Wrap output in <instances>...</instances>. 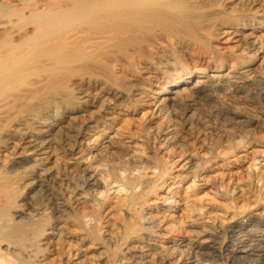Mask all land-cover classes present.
Here are the masks:
<instances>
[{
  "label": "bare ground",
  "instance_id": "bare-ground-1",
  "mask_svg": "<svg viewBox=\"0 0 264 264\" xmlns=\"http://www.w3.org/2000/svg\"><path fill=\"white\" fill-rule=\"evenodd\" d=\"M111 1H132V4L125 9L124 15L132 18L133 24L118 34L141 36L149 40L152 33L153 37L155 36L154 33L159 27L167 26L174 33L177 42H182V36L192 38L199 43L198 46L201 45V49L214 55L216 67L213 73H209L208 76L198 74L200 76L192 82L188 80L192 79L188 74L187 79L176 82L174 86L166 83L159 92L160 96L158 95L159 98L154 104L157 115L164 114L165 117L175 115L178 119L169 118L164 125L154 121L155 123H151L148 127L147 133L149 137L154 135L153 139L158 141L156 146L166 150V153H172L170 151L174 147L183 145L185 140L180 136L183 130L192 133L193 136L202 133V125L205 122L199 125L201 120L196 118L193 112L194 105L198 102L195 101L196 96L204 94L203 97H205L206 94L215 97L219 90L228 91L234 87H244L254 79L264 80V0H0V64L5 65L6 70L30 52L48 51L56 57L55 60H47L48 64L53 67L64 66L70 61L71 53L80 46L95 49L105 43L108 37H96L93 39L94 42L89 43L90 41L82 38L80 31L73 30L58 36H48V34L64 20L65 16L74 11L95 3ZM48 14L52 17L44 20ZM225 42L233 45L232 49L229 47L230 50L226 47V50L224 49L230 51L229 56L226 55L227 52H222L223 48L220 47V43ZM180 59L173 54L166 58L162 57L159 63L176 65ZM230 61L233 62L230 70L227 73L223 72ZM53 70L58 72L56 69ZM108 84L99 81L67 84L52 73V76L40 78L34 88L28 91L26 89L25 97L21 95L25 92L22 90L13 99H4L0 96V116L5 117L20 106L19 120L5 129L4 139L0 141V264H49L47 256L51 253L59 256L66 255L65 258L63 257L65 261L63 264L70 262L71 264L206 263L202 255L199 258V250L204 242H197L195 239H188L186 243H178L176 240L160 242L151 234H140L141 230H148L154 225L151 221L149 227L140 229L142 226L140 222L152 219V216L150 220L146 217V198L154 195L157 206L160 204L167 207L173 202H168L171 196L159 192L158 185L150 187L149 183H145L147 181L137 182V179L132 178L134 171L145 169H160L161 178L171 170L169 165H177L191 173L198 172L202 167L203 157H198L199 154L192 155V151L188 154L186 153L188 148H182L185 152L182 151L179 155L167 154L170 161L167 159L155 162L151 159L153 156L137 155L136 147L132 145L133 147L130 146L124 150L126 152L122 154L123 156H119L122 164H116L113 158L114 153L122 151L125 146L120 148L118 142L116 143L113 137L109 136L108 130L112 129L113 124L121 117L125 119V116L131 114V106L126 102L127 95L123 91ZM142 88L144 87L134 89L133 95L143 97L145 90ZM221 94L223 96V92ZM101 141L103 142L99 147ZM191 141L188 142L191 143ZM67 152H72L75 156L79 155L80 158L74 164L77 166L76 170L75 168L73 171L67 169L68 172H72V180L75 179L70 186H67V182L71 180L70 177L61 171L62 168H59L58 162L61 160L58 162L54 160V153ZM84 152L87 154H83ZM6 154L15 157L11 163L9 162L10 164H8L9 158L4 159L7 157ZM123 172L128 174L124 175ZM104 176L112 179L108 186L114 185L113 187H117L119 193L123 195L120 198V202L123 203H120L121 205L130 209H136V205H140V211H136L140 221L128 224L126 233L122 237H118L119 232L114 233L115 230L112 232L109 230L110 233H104L103 236L95 233L96 227L93 229L92 217L88 214L90 210L87 213H79L74 208L77 202L87 200L84 192L79 188L82 186L81 177L84 178L83 183H88L90 189L91 185L97 186L101 182L100 178ZM67 187L70 188V192L67 191ZM93 191L95 192L94 189ZM195 204L189 203L186 210L189 213L192 212V218L198 222L199 218L196 213L194 214V209H197ZM184 206L187 205L184 204ZM258 220L260 219L257 218ZM262 223L264 226V217ZM166 228L168 229L167 226ZM207 231L208 227L204 224V227L198 226L193 232L200 235ZM254 233L250 229L240 236L233 251L241 258L254 253L258 259L252 264H264V237L257 238ZM69 239L76 241L77 248L69 244ZM92 239L96 240V243L90 241ZM119 241V249L110 254L107 246H117ZM193 252L194 256L190 257ZM74 261L77 262L74 263ZM222 262L223 260L221 264Z\"/></svg>",
  "mask_w": 264,
  "mask_h": 264
},
{
  "label": "rangeland",
  "instance_id": "rangeland-1",
  "mask_svg": "<svg viewBox=\"0 0 264 264\" xmlns=\"http://www.w3.org/2000/svg\"><path fill=\"white\" fill-rule=\"evenodd\" d=\"M131 4L132 1L95 3L94 5L78 9L77 11H74V13L65 16L64 20L59 23V25L48 34V36H58L60 34L75 30L80 31L82 33V38L86 41H90L89 43L94 42L93 39L96 37L107 36L108 39L105 42L106 45H104L105 43H102L95 49H89L80 46L71 53L70 61L67 62V64H64V66L56 65L53 67L51 64H48L46 62L47 60H55L56 58L48 51L30 52V54L25 56V58L6 70L5 65L3 66V64H0V96L4 99H13L15 96H17V94L19 95L21 90L25 91L27 89L26 91H28L29 89L34 88L35 83L40 78H44L46 76L48 77L50 75L52 76V73L67 84H72L75 82L81 83L85 81H99L100 83L105 84L110 83L108 85H114L113 87L116 89L119 88V90L123 91L127 95L125 99L126 102L131 106V114H129L127 117L125 116V119L121 117L122 119L120 118L117 120L113 124L112 129L108 130L109 136L113 137V140L116 143L118 142L117 144L120 146V148L125 146V149L122 148L123 150L120 151L121 153H114L115 155L113 158L116 160V164H122L120 163L121 161L119 156H123L122 154H125L126 152H124V150L130 146L136 147L138 152L135 149L134 150L136 151L137 155H141L143 157L153 156L151 159L155 162L158 160H167L168 155H179L182 153V151L185 152L183 149L186 148H188L186 149L187 151L192 148L188 152L186 151V153L191 154L190 151H192V155L199 154L198 157H203V163L202 167L199 169L200 171H198L199 173L188 172L189 170L182 169L177 165H169V167H171V170L168 172L169 174L166 173L161 178L160 169L134 171L132 175L134 180L137 179V182L147 181L145 183H149L148 186L150 187L158 185L159 192L166 196H171L168 202H173V204L171 203L167 207L163 205L161 206L160 204L157 206L156 204L158 203L154 195H150L148 198H146V217H149L150 220V217L152 216V219L147 222H140V225H142L140 229L149 227V223H152L151 221H153L154 225L148 229L149 231L141 230L140 234H151L153 238H156L160 242L176 240L178 243H186L188 239H195L197 242H204L202 248L199 250V258L202 257L203 260L206 261V263L204 262L203 264H221L222 260V264H244L245 261V264H252L258 259L256 254L252 253V255H247L245 258H241L240 255L235 253L233 250L237 241L241 238L240 236L250 229H252L253 233L255 232V237H264V232H262V230H264L262 223V218L264 217V80H251L248 85L244 87H234L228 90L229 92L219 90L217 91L215 97H210L206 94L205 97H203L204 94H202L200 95L202 98L201 99L200 96H196L195 98H197V100L195 101L198 102L194 105L195 107L193 108V112L195 113V117L197 116L196 118H200L201 120L199 125H202L205 122V125H202V133L200 135L194 134V137L192 133L183 130L180 133V136H182V138L185 140L183 145L181 144L178 148L174 147L175 149L173 148L170 151L172 153H166V150L156 146L158 141L153 139L154 135L149 137L147 133L149 129L148 127L151 125V123L157 122L164 125V123L169 121V118L178 119L175 115L172 117H165L164 114L163 116L162 114L157 115L154 104H156L160 96L159 92L166 83H168V85L176 84L178 81L187 79L188 74L191 75L192 78L188 80L192 82L196 79V77L202 74L208 76L213 73V70L216 67L214 64V55L201 49V45L198 46L199 43L192 38L182 36V42H177L174 33L171 29L169 30L167 26H157L159 28L154 33L155 36L153 37L152 33V36L149 40L142 38L141 36L139 37L131 36L130 34H118V32L123 31V29L133 24V19L124 15L125 9H127V7ZM51 17L52 15L48 14L45 16L44 20ZM156 36L157 38H155ZM221 43L220 47L223 48V50L221 49L222 52H227L226 55L229 56L230 53L228 52L230 51L225 50H230V48L232 49L233 45L227 42L224 44ZM173 54L181 58L178 64L172 65V63L169 64L166 62L163 64L159 63V60L162 57L166 58L167 56H171ZM232 64L233 62L230 61V63H228L223 69V72L227 73L230 70L229 68ZM53 69L58 70V72ZM141 87H144L142 89L145 90L143 97L134 96L133 90ZM1 90L3 92H1ZM26 91L21 95L25 97L27 95ZM222 92L223 96L221 94ZM201 104H203V106ZM19 108L20 106L11 111L10 114L6 115L5 117L0 116V141L4 139L5 129H7L8 126L17 123L19 120ZM195 108L198 110L196 111ZM199 112L202 115L198 114ZM196 126L197 125H195V127ZM144 139L146 141H144ZM187 140L192 141L190 143ZM102 142L103 141L99 143V147L101 146ZM185 143L186 145L184 146ZM174 151L177 154H175ZM173 153L174 155H171ZM83 154H87V152H84ZM6 155L7 157H4V159L9 158L10 161H8V164H10L12 162L11 160H13L15 157L9 154ZM88 156L89 155H87V157ZM70 158L72 160H70ZM79 159V155L75 156L72 154V152L54 153V160H57V162L61 160L58 162V164H60L59 168H62L61 171H64L65 174H67L71 179H69L70 181L67 182V186H70L71 183L75 182V179L72 180L71 178L72 172H68L67 169L73 171L75 168L76 170L77 166L74 164ZM168 160L170 161V158ZM8 164L7 166H9ZM123 174H128V172H123ZM100 180L101 182H99L97 186L91 185L89 189L88 183L84 184V178L81 177L82 186L79 188L84 192V196L87 197V200L84 202L82 200L81 203L77 202L74 204V208H76L75 211L79 213H87L90 210L88 214H90L92 217L91 225L93 229L96 227L94 229L95 233H98L100 236H103L104 233H110L109 230L111 232L115 230L114 233L118 231L119 234H117L118 232L116 234L118 237H122L126 233L125 230L128 224L140 221L138 215L136 214V211H140V205H136L138 207H135L136 209H130L125 205H121L123 203L120 202V198L123 197V195L119 193L117 187H113L114 185L108 186L112 179L110 177L107 178V176H104L103 178L101 177ZM67 188V191L70 192V188ZM186 188L187 190H185ZM101 195H103V197L105 196L104 198L106 200ZM92 196L95 197L93 198ZM184 197L187 198V200ZM90 202L94 203L95 206L92 203L90 204ZM183 203L187 206H184ZM189 203H196L195 205L197 206L198 210L194 209V214L196 213L197 218H199L198 222L194 221V218H192L193 213H189L187 211ZM91 208H93V210ZM94 208H96V210ZM186 211L188 213H186ZM93 214L95 216H93ZM187 214H190V216ZM206 216H208V218ZM257 218L260 220L257 221ZM155 222L157 224H155ZM256 222L258 224H256ZM203 223L205 224V227H208V231H210L200 235L194 233L193 231L196 227H204ZM178 226H180L182 229H179ZM244 230L246 231L244 232ZM182 232L184 233L182 234ZM165 234H167V236ZM69 240V244L76 246L77 248L78 244H75L76 241L72 239ZM90 241L96 243V240L94 239ZM118 244L119 245H114L113 247L107 246V250L110 254H113L115 250L119 249L118 247L120 246V241ZM57 256L59 258H57ZM65 256H59L55 253H51L47 256L49 259L48 263L63 264L65 263ZM193 256L194 252L190 257ZM50 257H52V259H50ZM56 260L58 262H56ZM218 260L219 262H216ZM60 261L61 263H59ZM75 262L77 261H74V263ZM69 264H71V262Z\"/></svg>",
  "mask_w": 264,
  "mask_h": 264
}]
</instances>
